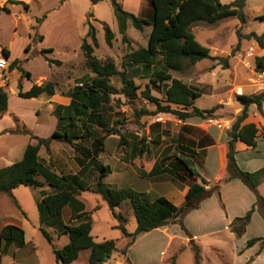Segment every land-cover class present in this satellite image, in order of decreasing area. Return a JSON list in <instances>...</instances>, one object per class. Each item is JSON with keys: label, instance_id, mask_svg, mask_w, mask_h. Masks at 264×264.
<instances>
[{"label": "rangeland", "instance_id": "obj_1", "mask_svg": "<svg viewBox=\"0 0 264 264\" xmlns=\"http://www.w3.org/2000/svg\"><path fill=\"white\" fill-rule=\"evenodd\" d=\"M65 1L68 2L64 4ZM221 1L229 3L233 0ZM29 2H31L30 11L26 12L22 5L12 8L13 3L2 4L3 0H0V7L6 6L8 11H11L10 13L3 12L6 10L0 12V43L10 45L13 51L22 57L25 53L23 44L27 40L31 42L30 50L26 55L29 60H22L33 75L31 79L24 78L22 85L25 89L40 77H53L50 81H55L57 88L62 90V86L67 88V84H58L62 78L60 76L66 79L67 74L73 70L79 72L78 82L83 84L90 80L92 77L89 74L92 72L86 66L84 54L81 51L84 38L92 43L91 37L86 36L90 25L95 28L97 37L94 54L103 60H114L121 72L111 78L110 94L102 100L101 111L104 118L91 125L95 135L91 138L87 137L83 143L80 139H75L72 145L60 142L59 149H55L54 152L51 147L50 151L42 147L43 150L39 154L45 166H51L52 170L59 174L77 172L80 168L77 161V146L90 145L94 137L102 136L107 131L115 129L117 134L106 137L104 149L99 153L96 162L89 161L87 164L86 172L82 176L87 185H91L98 176L99 164H107L111 167V173L104 177L105 183L116 188L132 187L138 191L147 192L152 190L148 195L149 199L163 193L177 205L181 204L183 200L180 202V190L183 186L178 183L179 180L174 181L169 173L158 176H150L148 173L156 162L168 167L172 166V162H176V156L181 153L192 157L194 162L200 163L202 155L196 152L198 149L193 139L199 135L200 127L195 124H185V119L182 120L170 112L155 113L157 106L142 96V91L149 85L152 94L163 103L166 100L167 87L172 82V79L160 81L157 77L158 72L163 69L161 56L150 70L144 69L140 64H130L127 60L130 52L147 46L151 26H146L143 31H140L129 22L126 31L128 41H124L119 32V24L111 0H102L95 4V8L90 0H39V2L30 0ZM132 2H139V0H127L125 4L127 10L131 8L133 9L131 11L138 16L152 18L151 0L143 1L144 11L140 15L138 10H135L136 3ZM47 9H49L47 18L37 22L36 17H41ZM243 12L246 18L245 23H242L238 16H230L214 24L196 22L191 27L197 40L211 49L213 58H206L195 63L187 60L182 71L172 70L170 74L172 78L180 79L193 90L200 92L201 95L193 100L194 105L201 109L213 110L214 116H192L190 122L201 121L203 127L213 125L219 128L215 122H209L210 119H216L223 123V128L219 129L230 130L242 110L239 96L236 95L237 90H242L243 95L264 92V77L260 76L263 70H258L256 65L257 58L264 55V48L250 36L251 33L258 35L264 33V19L260 18V15L264 14V0H247ZM17 15L20 16L17 17ZM104 24H107L114 32L111 44L107 43ZM41 34L46 37L44 43L40 40ZM44 44L53 45L56 48L55 51L45 53L50 58L60 60L62 64L46 63L45 57L41 54L46 47ZM224 59L227 60V65ZM8 69L13 71L10 66ZM13 72L17 74L18 71ZM22 75L26 76L25 70ZM125 80L131 85H128ZM6 82L3 88H7L8 81ZM12 87L13 84L10 89ZM10 95L14 112L21 114L31 126H39L37 131L49 135L53 121L50 120L49 113L41 104L42 102L22 97L19 99L18 95L13 93ZM251 106L255 107L252 114L258 118L255 124L258 127V133L262 136L264 135V103L261 109L256 104ZM36 109H41L38 118ZM55 111L56 108L53 112L56 115ZM17 124L13 115L0 119V129ZM81 131L84 132L82 127ZM28 139V134L0 136V168L11 165V156H15L14 150ZM261 148L264 153V144ZM51 154H54L52 158H50ZM196 163L195 167L203 171ZM257 165H261L258 169L264 168V155L259 162L254 161L250 167ZM224 182L226 181L221 182V186ZM239 182L242 181L239 179ZM213 184L215 183L210 186ZM262 189L264 194V186ZM30 190L32 191L31 187L24 185L13 190V195L15 194V197L25 206L24 212L14 205L7 193L0 192V224L7 216H21L25 221L24 238L27 246H22L25 247L18 256L29 260L32 258V251H35L39 258L35 264H63L57 260L54 250L62 248L67 241L68 235L62 233V225L66 217L61 214L60 217H52L42 222L38 211L39 205L33 203ZM230 192L226 191L225 196L227 195L232 205L233 193ZM213 195L215 197L205 205L202 213L190 211L183 217V225L190 234H187L180 222L172 220L173 223L170 222L167 225V231L147 233L148 235L137 238L128 248L126 255L120 250L115 251L103 264H127V258L131 264L230 263L234 257L233 248L242 243L243 239H240L241 236L234 238L230 230L225 228L227 209L224 206L226 201L221 191L220 195L217 193ZM78 199L83 203L85 211L91 212V234L94 240L96 242L114 240L119 249L125 248L130 238L124 237L117 225L121 223L129 229L137 226L130 203L124 201L115 208L116 212L122 213L126 218L118 220L100 193L86 190L78 196ZM230 210L233 212L236 208L230 206ZM255 211H258L259 217L264 221L260 211L258 209ZM132 216L133 219H131ZM261 227L255 220L247 235L254 236L261 231ZM41 228L51 235V241L45 237ZM254 228L257 229L255 232ZM192 234L196 235V244L200 247L198 259L194 243H191L189 239ZM171 235L174 239L167 247L165 255L162 256L161 251ZM260 244L263 246L264 240L260 241ZM217 248L222 249L224 253L217 251ZM8 256L13 258L12 253ZM8 263V257L0 261V264ZM16 264H34V262L32 260L18 261ZM69 264H89V250L81 251L79 258Z\"/></svg>", "mask_w": 264, "mask_h": 264}, {"label": "trees", "instance_id": "obj_2", "mask_svg": "<svg viewBox=\"0 0 264 264\" xmlns=\"http://www.w3.org/2000/svg\"><path fill=\"white\" fill-rule=\"evenodd\" d=\"M96 4L102 0H90ZM247 0H233L229 3H223L221 0H151L152 18L148 19L136 15L123 7L122 0H111L114 13L119 24V32L123 40L128 41L126 34L129 22L138 30L143 31L146 26H151L146 47H140L127 55L130 64H140L146 70H150L158 62V57L163 59V69L158 72L157 77L160 81L172 79L171 84L166 90V100L162 103L158 97L154 96L151 88L147 85L142 91V96L149 102L157 106L155 113H173L184 120L192 116H214L213 110L201 109L194 105L193 100L201 95L200 92L193 90L182 80L172 78L170 71H182L185 62H198L211 56V49L200 43L193 30L192 25L196 22H206L214 24L219 20L230 16H238L242 23L246 22L243 12ZM7 3L22 5L26 12L30 11V5L20 0H7ZM8 8L0 7V12ZM45 12L41 17H36L40 22L47 17ZM264 19V14L260 15ZM106 40L108 44L112 43L114 32L107 24H104ZM92 43L84 38L81 44V51L84 54L85 64L89 70L95 74L90 80L82 85H75L70 93L71 102L67 106L59 105L56 107V116L58 125L55 131L49 137H40L34 135L29 130L23 132L28 134L34 141L27 145L21 160L12 163L9 166L0 168V192L11 196L15 204L20 207L13 195V190L21 185L32 186L35 188L43 187L44 182L38 179L42 176L45 182L52 187V192L43 193V198L39 203L41 221L60 217L65 206H70L73 210L68 223L63 224V234H67L69 241L60 249H55V255L59 262L69 264L79 258L82 250L89 249V264H103L105 258H111L115 251L120 250L126 255L128 248L135 242L138 235L155 230L168 225L172 220L180 222L182 228L190 234L183 225V217L200 206L201 202L212 196L214 193L220 195V186L222 181H228L233 178L240 179L252 191L255 192L257 200L253 206L243 216H237L230 222V228L237 237L245 233L246 227L251 221L253 212L258 209L264 218V197L259 194L257 188L264 180V168L250 172L239 167L236 160V142L238 140L245 142L251 147L257 144L258 127L255 123H245L249 116L251 104H256L258 108L263 107L264 92L255 95L239 96L242 110L236 117L232 127L228 130V168L227 176L210 185V182L201 176L195 168V162L185 153L176 156V162L172 166L161 165L156 162L148 175L158 176L169 173L176 180L181 182L190 181L189 189L183 202L175 204L166 196H158L149 199L148 194L138 191L132 187L116 188L104 182V177L111 173L110 165L99 164V174L91 185L82 179L89 161L99 158V153L104 149V141L110 134H117L115 129L107 131L102 136L94 137L88 144L77 146V161L81 166L78 173H57L51 166H45L40 158V150L45 147L50 151L51 143L59 141L72 145L75 139H80L83 143L87 137L95 135L91 128L93 123L104 118L102 113L103 98L110 94L111 78L121 74L116 63L112 59H100L94 54V47L97 45L95 28L90 25L88 35ZM257 42L264 48V33L258 35L251 33ZM43 36H40V40ZM30 50V44L26 46L25 51ZM46 51H53L51 48L43 49L41 54L49 64L60 65L62 62L50 58ZM3 53L9 57V50L3 48ZM22 60H14L10 67L18 68L23 74L21 67ZM227 65V60L224 59ZM257 69H264V55L257 58ZM29 75V73H27ZM156 82V80H154ZM127 82V80H125ZM128 83V82H127ZM128 85H131L128 83ZM57 83L48 81L42 84H33L27 91H19V95L24 98L38 97L42 93L53 95L56 91ZM191 108V109H190ZM8 109V93L0 86V115ZM81 127L84 132L81 131ZM168 159V158H167ZM200 179V181H198ZM92 191L100 193L107 201L113 215L118 220H125V216L115 211V208L124 201H128L133 209L137 220V227L133 232H129L126 226L121 223L117 225L123 232L124 237L130 238L125 248L119 249L114 240H105L96 242L91 234L92 219L91 212L85 211L83 203L78 196L83 191ZM45 237L51 241V235L41 228ZM1 239L7 243H16L19 247L25 245L24 230L16 225H6L1 231ZM264 240V237H255L247 241V247H251L257 242ZM196 258H199L200 248L194 245ZM0 251L1 248H0ZM127 264H131L127 258Z\"/></svg>", "mask_w": 264, "mask_h": 264}, {"label": "crops", "instance_id": "obj_3", "mask_svg": "<svg viewBox=\"0 0 264 264\" xmlns=\"http://www.w3.org/2000/svg\"><path fill=\"white\" fill-rule=\"evenodd\" d=\"M6 1L7 0H3L2 4H5ZM20 1H24V2L28 3L31 7V2H29L30 0H20ZM37 1L39 2V0H37ZM126 1L127 0H123V7L124 8L126 7L125 6ZM143 1L144 0H139V2H132V3H136L135 4L136 5L135 10H138L139 15L144 11L143 10ZM67 2L65 1L64 4H66ZM15 6H20V5L19 4H12L11 7L13 8ZM95 7H96V5L94 4L93 8H95ZM131 10H133V9L129 8L128 11L132 12ZM47 11H49V9H47ZM3 12L10 13L11 11H3ZM133 13H135V12H133ZM19 16L20 15H17V17H19ZM23 16H25V15H23ZM42 36H43L42 42L44 43V41L46 40V37L44 35H42ZM30 43L31 42H29V40H27L23 44V47L26 48V46L29 45ZM44 46H46L45 49L51 48L53 51L56 50V48L53 45H45L44 44ZM3 48L8 49L10 52L9 57H7L9 66L16 59L26 60V61L29 60L26 57V55L28 53H27V51H25V49H24V52H25L24 55H22V57H19L20 55L16 54L13 51V48L10 45H7L6 43H0V55H4ZM45 61H46V63L49 64V62L46 59H45ZM49 65H51V64H49ZM21 67L23 68V70L26 71V76H23L21 71H19L18 68L13 69V71L14 70L18 71L17 74H14V72L12 70L10 71L9 69H7L5 71V74H4L6 81H8L7 88H4L6 90V92L8 93V109L4 114L0 115V119H2L3 117H5L7 115H10V116L13 115L15 121L18 124L16 126L11 125L8 128L0 129V136L7 135V134L27 135L23 131L29 130L34 135H37L40 137H49L55 131V129L57 128V125H58V118L53 113L55 108L59 105L67 106L70 104V102H71L70 93H71L73 87L75 86V85L72 86L71 84H76V85L82 84L80 81L79 82L77 81V79H79L78 78L79 72L73 70L72 72L67 74L66 79H64L63 76H60L62 78L59 80L58 84H61V85L67 84V88L66 87L64 88L62 86V90H60L56 87V91L53 95H48L47 93H42L38 97L26 98V99H30L31 101H38L39 100L42 102L41 104H43L46 107V110L50 116V120L53 121V124L51 126V130H50L49 135H45V134L37 131L40 128L39 126H36V127L31 126L27 121H25V118L21 114L14 112V110L11 106V103H10V99H11L10 94L13 93L14 95H18V98L20 99L21 98V96L19 95L20 90L27 91L32 87L33 84L46 83V82L50 81L51 79H53V77H51V78L40 77L39 80L35 81L34 83H30L29 87L27 89H25L22 85L24 78L26 77L28 79H31L33 75L31 73V71L26 68L23 61H22ZM27 73H29V75ZM89 75H90V77L95 76V74H93V73H90ZM6 84H7V82H6ZM11 84H13L12 89H10ZM0 86L2 87L4 85H0ZM22 98H24V97H22ZM254 110H255L254 106H251L249 108V116L245 120V123H249V122L255 123V121H257L258 118H255L252 114ZM40 114H41V109H36L37 118ZM190 121H191V119L189 117V118L184 120V123L185 124H195V125H199V127H200L199 135L194 137V138L192 137V138L196 141L195 146L198 149L196 152L198 154L202 155L201 162L196 163V161H195V163L203 171H199V169L197 167H195V168L201 174L202 177H204L205 179H207L210 182V184L216 183V182L224 179L227 176V168H228L227 153L229 150V147H228V142H229L228 130L219 129L213 125L203 127V124L201 123V121L198 123L195 122V120L193 122H190ZM31 142H34V141L29 136V139L27 141H25V143H22L19 146V148L14 150L15 156L14 157L11 156V158H12V161L10 162L11 164L22 159L27 145ZM60 144L61 143L58 141L57 142L53 141L51 143V149L53 150V152L55 149H57V148L59 149ZM263 144H264V135L260 136V133H258L257 144L255 147H251V146L247 145L245 142L240 141V140H238L236 142V155H235V157H236L237 163L241 169L251 172V171L257 170L258 167L261 166V165H257L256 167H250L254 161L259 162L262 159V155H264V153H263V150L261 147ZM42 150H43V148H41L40 154H41ZM52 156H54V154H51L50 158H52ZM40 157H41V155H40ZM80 171H81V166L78 169V171L75 173H78ZM38 179L40 181L44 182L43 187L35 188L32 186H28V187H31V189H32V191L31 190L30 191H31L32 196H33V203L36 205H39V203L41 202L44 192L50 193L53 190L52 187L49 186V184L45 182V179L42 176H38ZM172 179L174 181H177L173 177H172ZM198 181H200V179ZM174 183H176V182H174ZM178 183H180V185L183 186L180 190V195H181L180 202H181L182 200H184L185 195L189 189L190 181H185V182L178 181ZM209 186L210 185H208L207 187H209ZM263 186H264V180L261 182V184L257 188L259 194H261L262 196L264 195L263 191H262ZM16 189H14V190H16ZM225 190L231 191L230 193H233L232 198H231L233 200L232 205H230V202L227 199L228 198L227 195L225 196V192H226ZM220 191H221V194H223V197L226 201V202H224V204H225L224 206L227 209L225 228L230 230V233L232 234V236L237 239L238 237L235 235V233L230 228V222L234 217L243 216L246 214V212L256 202V199H257L256 194L249 187H247L245 184H243L242 182H239V179H231V180L224 182V184L222 186H220ZM142 192H145L146 194L150 195L152 190L149 192H147V191H142ZM161 195H163V193L153 197L152 199H154L158 196H161ZM163 196H166V195H163ZM14 197H15V194H14ZM214 197H215V195H212V196L204 199L201 202L200 206L196 209H193L191 212L202 213L205 210V205L210 200H212ZM9 198L14 202V200L11 196H9ZM167 198H169V197H167ZM15 199L19 203L20 207H18L15 204V202H14V205L16 207H18V209H20L22 212H24L25 206L20 203V201L17 199V197H15ZM230 206H233L234 208H236V211L231 212ZM38 211H39V216L41 218L40 210L38 209ZM72 212H73V210L70 206H65L63 208L62 214H64L66 217L64 224L68 223L69 219L71 218ZM132 215H134L133 209H132ZM131 219H133V216ZM255 220L257 222H259L260 227L262 225V227H261L262 229L260 232L255 233L254 236L250 237L249 235H247V233L252 228V224L254 223ZM171 223H173V222H171ZM9 224L16 225L23 230L25 229V221L21 216H18V217L17 216H7L4 219V221L0 224V248L2 250V251H0V261H2L4 258L8 257V259H9L8 264H16L18 261L24 262V261H29V260H32L35 264L39 259L35 251H32V258H29V260L26 259L25 257H22V256L19 257L18 256L19 253L22 251V248L27 246L26 244L24 247H19L16 243H7L3 239H1V231H2L3 227L6 225H9ZM136 227H134V229H129L127 226L126 228L129 232H133L136 229ZM253 230L255 232L257 229L254 228ZM158 231H162V232L167 231V225L160 227V228H157L151 232L142 233V234L138 235L137 238L144 237V236L148 235L149 233H154V232H158ZM195 236L196 235H194V234L189 236L190 242L194 243L193 246L195 245V246L199 247L196 244ZM255 237H264V221L262 218L259 217L258 211L254 212L251 221L249 222V224L246 227L245 233L240 237L241 240L243 239L242 243H240L236 248H233L234 257L232 258L231 262L227 263V264H264V245L261 246L260 242H257L254 245H252L251 247L246 246L247 241L249 239H252ZM173 239L174 238L172 235L170 237H168L166 246L161 251L162 256L165 255V253L167 252L166 249L169 246V244L173 241ZM68 241H69V237L67 238V241L64 243V245H66L68 243ZM242 248L244 250H242ZM216 250L221 251V253H224V251L222 249L217 248ZM240 250H242V251L240 252ZM11 253L13 254V258H10L8 256ZM89 255H90V250H89Z\"/></svg>", "mask_w": 264, "mask_h": 264}, {"label": "built area", "instance_id": "obj_4", "mask_svg": "<svg viewBox=\"0 0 264 264\" xmlns=\"http://www.w3.org/2000/svg\"><path fill=\"white\" fill-rule=\"evenodd\" d=\"M9 67V63H8V59L6 56L4 55H0V85H5L6 84V79H5V71L8 69ZM260 76L264 77V69L263 71H261ZM237 96H241L243 95V91L242 90H237L236 92ZM227 103V102H225ZM209 122H215V124L219 127V128H223V123L216 120V119H210Z\"/></svg>", "mask_w": 264, "mask_h": 264}, {"label": "water", "instance_id": "obj_5", "mask_svg": "<svg viewBox=\"0 0 264 264\" xmlns=\"http://www.w3.org/2000/svg\"><path fill=\"white\" fill-rule=\"evenodd\" d=\"M108 257L105 258V260L107 259Z\"/></svg>", "mask_w": 264, "mask_h": 264}]
</instances>
